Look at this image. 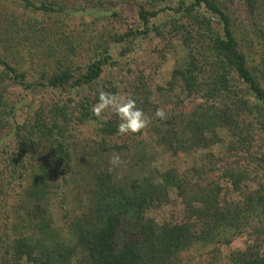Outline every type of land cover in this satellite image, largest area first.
Listing matches in <instances>:
<instances>
[{
  "label": "trees",
  "instance_id": "1",
  "mask_svg": "<svg viewBox=\"0 0 264 264\" xmlns=\"http://www.w3.org/2000/svg\"><path fill=\"white\" fill-rule=\"evenodd\" d=\"M262 7L264 0H0V264H264ZM151 34L163 43L159 54L176 42L184 51L164 89H180L174 108L153 101L143 74L132 87L145 114L167 113L155 119L154 130L167 131L159 143L173 154L208 149L220 141L218 128L232 140L182 172L142 159L109 171L111 154L133 142H117L114 113L98 119L91 108L99 90L118 94L104 76L113 47L129 55ZM17 86L40 94L22 122ZM183 102L193 108L178 114ZM88 121L97 122L95 138L79 153L76 127ZM71 192L78 213L67 210ZM172 193L182 209L162 222L148 216ZM239 238L245 246L230 249Z\"/></svg>",
  "mask_w": 264,
  "mask_h": 264
},
{
  "label": "rangeland",
  "instance_id": "2",
  "mask_svg": "<svg viewBox=\"0 0 264 264\" xmlns=\"http://www.w3.org/2000/svg\"><path fill=\"white\" fill-rule=\"evenodd\" d=\"M127 10L131 13L134 12L131 5L128 6ZM256 21L264 31V7L256 12ZM162 48L163 43L159 42V39L153 34L148 38L140 39L137 42L135 50L129 55L121 56L119 47H113L112 57L115 60V64L106 69L104 76L112 81L113 85L118 90V95L122 98H132V87L137 81V78L143 74L148 80L153 92V101L156 103H164L168 109H172L177 105L175 104L176 101L183 98V96L179 88H175L171 91H166L164 89H168V82L171 79L172 71L181 63V57L184 51L180 48L178 42L175 43V50L165 49L164 54H159V49ZM158 89H162V91ZM13 90L18 92L21 97V101L18 103L17 107L16 118L17 121L22 122L39 106L40 94L28 89L25 90L20 86L14 87ZM192 108L193 104L183 102L176 107V112L178 114L186 113ZM112 114L110 110L106 111L103 114V119L109 118ZM146 116L151 118V123L146 129L138 134H125L121 139L117 140L119 144H122L125 141L127 142V139H131L133 146L126 151L117 150L111 154V157L114 154L120 155L124 163L119 167L124 172L135 167V163H141V159L150 167L158 168L159 171H165L173 167L177 171L182 172L190 169L194 165L201 164L207 153L220 155L232 140L230 134L226 130L218 128L216 133L220 141L217 144H214L208 149L197 148L191 149L188 152L173 154L171 151L167 150L165 144L159 143L160 137L165 135L167 131L165 129L161 132L154 130V125L156 123L155 115L148 113ZM96 127L97 122L95 121H88L86 124L76 127V147L79 153L89 151L92 147ZM177 127L180 128L181 131L182 126L180 122H177ZM81 185H83V183L80 182L79 186ZM79 186L77 187L78 189L81 188ZM73 192L75 193V190ZM74 193L70 195L69 200L65 204L68 207L67 210H76V213H78L80 211L73 202L75 199L74 196H76ZM182 207L180 200L172 193L170 204L150 210L147 214L156 221L162 222L170 213L180 210ZM54 211L56 213L55 219L60 222L61 211L58 205H56ZM244 246L245 238H239L233 242L230 249H242ZM75 259L76 258H74V261Z\"/></svg>",
  "mask_w": 264,
  "mask_h": 264
},
{
  "label": "clouds",
  "instance_id": "3",
  "mask_svg": "<svg viewBox=\"0 0 264 264\" xmlns=\"http://www.w3.org/2000/svg\"><path fill=\"white\" fill-rule=\"evenodd\" d=\"M108 110L118 117L117 134L119 135L141 133L151 123V118L137 107L135 99L122 98L116 93L99 90L98 102L91 108L92 114L98 119H103V114ZM155 117L166 120L167 113L163 108H157ZM123 163L120 155L114 154L109 160V171Z\"/></svg>",
  "mask_w": 264,
  "mask_h": 264
}]
</instances>
